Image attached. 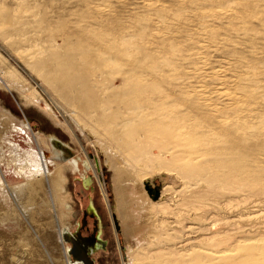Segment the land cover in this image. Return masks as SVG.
<instances>
[{
  "label": "rangeland",
  "instance_id": "1",
  "mask_svg": "<svg viewBox=\"0 0 264 264\" xmlns=\"http://www.w3.org/2000/svg\"><path fill=\"white\" fill-rule=\"evenodd\" d=\"M71 44L75 45V47H71V53L79 47L85 48L86 51L102 50L103 46L107 48V53L91 56L92 65L90 67L101 66L103 67L101 68L102 71H107L106 73L111 75V79L107 78L106 75L101 76V78L93 76L90 79V82L97 83L94 85L89 82L93 84L92 88L99 94L98 97L100 98L102 95L101 100L115 93H120V96L116 94L115 96L122 98L123 86L119 83V80L122 76H125L127 85L125 87L126 100L131 98V94L134 95L133 93L140 86L139 90L142 88L141 91H144V96L139 97L140 103L138 104H140L142 112H139L140 115L151 112V108L145 106L148 104L149 98L151 100L152 97L156 99L158 97V101H156L160 102V105H168L167 102L170 101L166 98V101H164L165 99L162 96L167 93L176 104V108L173 107L170 114L174 117L177 116V121L180 122L179 125H183V123L192 125L193 123L195 127L198 124L197 131L208 130V127L213 128L216 125L215 118L225 119L223 122L226 125H222H225V128L231 127V125L245 124V130L241 133V135L244 134L243 139L246 142L243 143V151H247L246 153L251 155V159L256 160L257 167L252 166L254 169L257 168L258 172L256 169L254 174L264 180V0H0V60L5 63L8 70L15 71L17 79L21 78L19 81H24L35 91L38 98L35 103H26L16 90L10 89L7 91L2 87L0 88V106L14 116L17 127L24 125L26 122L27 126H32L31 130L35 135L44 136L49 143L50 141L58 143L59 147L57 146V148L52 143L48 146L47 151L51 154L52 161L57 160L55 156H57V153H61L60 151L64 147L67 151L65 154L68 156L72 154L73 158H76L82 166L80 171H70L68 169L65 171L69 179L65 187L68 193L71 194V199H73L71 210L63 211L68 213L65 217V220H67L66 230H73V233L79 230L82 237L89 239L91 236H98L99 234L100 240L105 242L104 247L99 243L95 250L89 254L93 264H129V262L142 264L144 260L140 261L141 263L139 260L135 263V259L137 260L136 253L140 260L144 259L141 256L144 254V257L149 259L150 257L146 255L153 253L151 251L156 250L157 245L154 247V244H151L153 247L150 245V251L148 243L140 242V231L134 233L128 230L132 227L129 223H126L128 221H124V217H121L122 220L124 219V223H122L123 221L119 217L116 216V220H114L115 215L113 218L110 216V212L114 211L116 214L115 207L117 203L114 201L120 198L117 195V190L113 189L111 171L103 164V170L100 172L103 181L102 186L97 183L93 172L83 168L85 157L72 133L64 125L65 122H68L82 145L88 146L81 129L79 130L80 127L74 121L78 123L85 121V124L100 127L101 121L98 119L101 118L102 120L105 116L100 111L94 114L95 118L93 113H88L93 115V118L86 116L85 107H87L88 101L84 102L86 98L77 97V93L74 91H72L74 93H70L71 98L75 100L72 106L65 99L66 97L62 95L63 93L57 84L54 87L49 85L43 75L45 70L39 68V66L37 67L39 62L45 60L49 62L56 61V57L60 53L66 57L69 50L66 51L65 48ZM41 50L43 53L46 50V54L41 53L43 56L40 54L41 56L38 58L39 55L37 54ZM44 57L45 59H42V61L39 60ZM102 58H105V61ZM93 60L95 64H93ZM122 61L123 63H121ZM81 65L83 64L81 63ZM121 68H126V72L124 73ZM104 86H110L113 91L108 90L102 93L105 91ZM20 89L23 90L25 96L28 95L26 93L28 90ZM171 89L175 91L173 92ZM154 91L157 93H153ZM200 91H206L208 95L206 98H202L203 102H201V98H196V95L199 94L197 92ZM221 92L237 95L236 97L239 98L238 103L235 102L236 104L231 106L232 102L230 103V101L224 99ZM176 95L178 96L177 99H175ZM191 95L193 97H190ZM205 99L209 101H204ZM97 100L94 98L92 101L96 102ZM95 104L97 105L98 101ZM203 106L205 107L203 108ZM72 108L76 109V116L70 113V111L75 110H72ZM93 108L97 109V106ZM69 109L71 110L68 111ZM89 110L91 109H88L87 112ZM128 113H132L129 108L126 109V112L121 113L122 117L125 115L126 120L130 118L129 122L136 123L139 118L135 116H139V113L137 112V115L133 112L135 116ZM191 113L194 115L193 118H191ZM215 113L216 116L213 118ZM77 114H80V118ZM121 114H119V117ZM183 114L185 115L183 116ZM188 114L189 116H186ZM131 118L136 121H131ZM77 119L81 120L78 121ZM111 121L113 122L112 119H109L107 122V119L104 118L102 122L108 124ZM90 122L93 124L91 125ZM114 123L112 124L114 125ZM201 124L203 125L202 128L200 127ZM222 126L220 127L222 128ZM4 136L0 138V147H2L0 148V161L10 159L16 163L20 161L19 164L31 165V148L27 146L22 148L24 150L16 149L13 145H9L13 142L12 135L4 134ZM248 144H250V148ZM88 151L92 156L95 155L90 147H88ZM152 153L157 154L156 150H153ZM18 158L21 160L17 161ZM245 167L248 168L247 165ZM168 174L170 175V173ZM171 176L170 180L174 182L169 181L171 183L167 187L176 192L179 190V184L177 185L176 179ZM31 178L32 175L28 173L26 178L19 183H25ZM6 188L0 175V189L2 190H0V205L7 211V215L5 214L0 219V234L4 240L2 243L0 242V257L5 260L0 261V264H10L14 262L11 258L13 255H23L24 252L21 248L20 250L14 249L10 245L11 243L15 244V241H17L16 235L24 232L26 227L29 226V230L38 236L29 220L28 207L22 202L24 197L17 201ZM124 189L129 191L128 194L132 192L135 197H140L137 189L131 184L125 186ZM167 190L169 192L166 191V193L168 192L166 198L170 197L172 192L170 189ZM44 192L47 194L50 191L45 189ZM47 199L50 200L49 197ZM104 200H107V203ZM93 206L94 211V208H91ZM29 209L31 208L29 207ZM59 211L60 208L52 213V220H54L52 231L55 233L58 231L57 218ZM43 218L46 217L43 216ZM187 223L185 221L183 224ZM79 227H81V231ZM180 227L182 228V226ZM180 227L178 228L180 229ZM206 227L214 234L219 232L216 225L211 227L206 224ZM156 228L158 227H154L153 230H158ZM178 228L174 226L171 235L177 240L184 234L181 232L185 231H182V229L180 231ZM169 230V228L159 227V231H164L165 234L170 232ZM159 231L151 233L152 237L153 235L154 237L162 235V232ZM130 233H133L134 236ZM88 240L86 241L89 242ZM143 243L144 245H142ZM143 249H148L150 253H146ZM45 252L48 254L46 250Z\"/></svg>",
  "mask_w": 264,
  "mask_h": 264
},
{
  "label": "bare ground",
  "instance_id": "2",
  "mask_svg": "<svg viewBox=\"0 0 264 264\" xmlns=\"http://www.w3.org/2000/svg\"><path fill=\"white\" fill-rule=\"evenodd\" d=\"M72 45L74 44L67 47L65 46V50H69L67 51L66 57L60 53V55L56 57V61L53 62L46 60V62H43L42 59H45V57L41 58L39 60L42 62H39L37 67L39 66V68L45 70L46 75H43L46 81L53 87L57 84L58 88L63 93L62 95L66 97L64 98L67 99L72 106L75 101L70 96L72 91L77 93V97L86 98L84 99V102L88 101L87 107H85L86 116L93 118V115L100 111L105 117L102 116L103 119L101 120L100 118L98 119L99 121L102 122L104 118L107 119V122L109 119L113 120V122L111 121L108 124L100 122V127H93L87 123L85 124V121H80L81 119H77L80 123L74 121L75 124L80 127L79 130L81 129L82 135L87 141L88 146L82 145L68 122H65L64 125L72 133L74 140L79 145L85 157L83 168L93 172L97 183L101 185L103 182L102 176L100 175V172L103 170V164L111 171L113 189H115V191L117 190V195H119L120 198H114V202L117 203L115 207L116 214L114 211H109L110 216L113 218L115 215L114 220H116V216L121 220V217H124L125 220H123L128 221L126 223H129L132 227L128 229L130 232L135 233V231H140V242L148 243L150 251L151 244H154V247L157 245L156 250L151 251L153 253H150L148 249H143L146 253H150L146 255L150 257L149 259L145 258L144 254L141 255L144 259L140 260L138 259L140 257H138L136 253L135 257L137 256V260L135 259V263H137L138 260L139 262L144 260L142 264H264V180H261L257 177V174H254V170L257 168L254 169L252 165L257 167L258 164L256 160L251 159V155L246 153L247 151H243V143L246 142H244L243 139L244 134L241 135V133L245 130V124L243 125L241 123L242 125L236 124L225 128L224 126L226 123L223 122L225 119H216L215 113L213 118L216 120V125H214L213 128L208 127V130L205 128L206 130L197 131L198 124L196 128L193 123L192 125L189 123L188 125L184 123L183 125H179L180 122L177 121V116L174 117L170 114V110L175 107L176 104H174L173 99H171V96L167 93L162 96L164 99L166 98L170 101L167 102L169 103L168 105H160V102H157L158 97L157 99L152 97L151 100H149V98L148 104L145 106L151 108V112L140 115L142 112L140 110L141 106H139L140 104L138 103H140L139 97L141 98L142 95L144 96V91H141L142 88L139 90L140 86L138 90L133 93L134 95L129 92L132 97L126 100L127 93L125 87L127 85L125 76H122L119 80V83L123 86L122 98L115 96L116 93H109L110 95L106 94L109 95L107 96L108 98L105 97L106 100L104 97V99L101 100L102 95L99 98V94L92 88V85H95L96 82L93 83L91 81L93 84H90V79L93 76L101 78V76L104 75L110 78L111 75L107 74V71H102L101 68L103 67L101 66L90 67L92 65L91 56L94 54L107 53V48L103 46L102 50L93 49L86 51L85 48L79 47V49L71 53V47H75V45ZM110 49L112 48L110 47ZM46 50H44V53L41 50L42 52L40 51V53L37 54L39 55L38 58L42 55L41 53H43V55L46 54ZM111 56L108 57L110 58ZM102 59L104 60L105 58ZM81 63L83 65H81ZM121 63H123V61ZM93 64H95L94 60ZM124 66L126 67V64ZM94 68L99 69L96 70ZM106 68L104 69L107 70ZM121 69H123L124 73L126 72V68ZM14 72L15 71L8 70L5 63L0 60V88L4 87L7 91L14 89L24 98L26 103H35L38 99L35 91L24 83V81H19L21 78L17 79ZM104 87L105 91L102 93L112 89L110 86ZM20 88L28 90V92H26L28 95L25 96L23 90ZM112 91L113 90H111V92ZM158 91L163 92L162 90ZM172 91L174 92L175 90ZM145 92L147 91L145 90ZM225 92H221V96L230 101V103L232 102L231 106L236 104L235 102L238 103L239 98L236 97L237 95L235 96L232 93ZM153 93L157 92L154 91ZM197 93L199 94L196 95V98L202 99L208 96L206 91ZM119 94L120 93L116 95ZM190 97L193 96L191 95ZM94 98L98 99L97 105L95 104L97 101H92ZM177 98L178 96L175 99ZM166 99L164 101H166ZM196 101L200 102L198 100ZM201 102H203V99ZM95 106H97V109L93 108ZM204 107L205 106H203V108ZM207 107L208 106H206V108ZM128 108L132 110V113L128 114H132L133 116H135L133 112L136 114L137 112H141L139 116H135L139 118L136 123L129 122L128 120L130 118L126 120L125 115V118L122 117L123 115L121 113L126 112ZM186 108L187 106L185 109ZM74 109L75 108H72V110ZM88 109L91 110L87 112ZM70 110L71 109L68 111ZM143 110L142 108V111ZM147 111H149L148 108ZM76 112V109L70 111V113L75 116ZM88 113H93V115ZM119 114H121L120 117ZM79 115L80 114H77V116ZM184 115L185 114H183V116ZM186 116H189V114ZM192 116L194 115L192 114L191 118H193ZM133 118H131V121L135 122L136 120L134 121ZM178 118L180 117L178 116ZM112 123H114V125ZM16 124L14 116L9 113L8 110L0 106V138H2L4 134H10L12 135L13 142L9 145H13L16 149L29 146L31 148L30 160H32V164H19V160H21L19 158L17 160L19 161L17 162L18 164L10 159H8V161L6 160L7 162L4 160L3 162L0 161V175L3 178L5 186L8 188L6 189L10 192V195H13L12 197L15 200L18 201L21 197H24L22 202L28 207L29 220L33 228L37 231L38 236L33 234V231L31 232L29 230V226L25 228L24 232L17 234V241H15V244L11 243L10 246L18 250L21 248L24 253L23 255L19 254V256L13 255L11 258L14 262L9 260L11 262L10 264H81L73 260L69 254L70 241L68 238L64 237V234H66V236L74 234L73 230L66 231L67 220H65V217L68 213L64 211L71 210V201L73 199H71V194L68 193L65 187L69 181L65 171L67 169L70 171H80L82 170V166L76 158H73L72 154V156L65 154L67 153L66 149H62V151H60L61 153H57V156H55L57 160L52 161L51 154L47 151L48 146L50 143H52V145L58 144H53V141L49 143L44 136L35 135L31 130L32 126H27L26 122L20 127H17ZM92 124L93 123H91V125ZM223 124L225 125L222 126ZM202 126L201 124L200 127L202 128ZM220 126H222V128ZM248 145L250 148V144ZM44 146H46L47 149L44 148ZM88 147L91 148L95 155L92 156L90 154ZM153 150H156L157 154H153ZM245 165H247L248 168H246ZM50 169L51 171H49ZM28 173L32 175V178L25 183H19L22 179L26 178V174ZM168 173H170V175ZM171 174H173L172 176L176 179L177 185H180H178L179 190L176 192H173L170 187H167V185L171 183L169 181H173L170 180ZM129 184L137 189L140 197H135L132 192H130L131 195L128 194L129 191L124 188ZM147 187L151 189L156 187L158 189V196L156 199L151 197V194H149L146 189ZM45 189H48L50 192L46 194V192H44ZM101 189L103 191V187ZM167 189L173 192H171L168 198L165 197L169 192ZM166 191L168 192L166 193ZM48 197L50 200H46ZM141 198L142 200L140 201ZM104 201L107 203V200ZM29 207L31 209H29ZM59 208L60 211L57 218V223H59L58 231L55 233L52 231L54 229L52 213L56 210L58 211ZM6 213L7 211L0 205V219L3 218ZM43 216L46 218H43ZM124 221L122 223H124ZM185 221L188 223L184 225L183 223ZM205 222L211 227L213 225L218 226L219 232L217 234L210 232ZM135 224L136 226H134ZM174 226L175 228L182 226V228L180 227V229H178L180 231L181 229L182 231L185 230L181 232L182 234L184 233L182 237H179L181 239L178 238L177 240L176 237V239H174V237L171 236ZM154 227H158L156 228L158 230L154 229L156 232L159 231V227H163L164 229L169 228L170 232L165 234L167 230H164V233L161 231L162 235H158V237H154L153 235L152 237L151 233L155 232L153 230ZM130 234L133 235V233ZM56 239L58 240L55 242ZM98 239L99 234L94 238V243L96 245L90 248V254L94 251L96 246L99 245ZM77 240L79 248H84V240ZM2 241L4 240L0 234V242L2 243ZM142 245H144V243ZM45 250L48 254H46ZM88 258L90 259V257ZM3 259L0 257V261ZM129 264L132 263L129 262Z\"/></svg>",
  "mask_w": 264,
  "mask_h": 264
},
{
  "label": "water",
  "instance_id": "3",
  "mask_svg": "<svg viewBox=\"0 0 264 264\" xmlns=\"http://www.w3.org/2000/svg\"><path fill=\"white\" fill-rule=\"evenodd\" d=\"M148 193L151 194V197L153 199H156V197L158 196V189L155 187L153 189H151L150 187L146 188ZM69 234L66 236V234H64L65 238H68L71 245L69 248V254L71 255L72 259L75 260L77 263L80 262L81 264H92L91 259H89V254L91 251L90 248L95 247V243H94V238L93 236L89 238L87 237H81L80 236V232L79 230H77L75 233ZM77 239H82L84 240V244L85 247L84 248H79V245L77 243ZM89 239V240H88ZM86 240H88L89 242H87ZM99 243H101L102 246H104V241H101L100 239H98ZM87 246V247H86Z\"/></svg>",
  "mask_w": 264,
  "mask_h": 264
},
{
  "label": "flooded vegetation",
  "instance_id": "4",
  "mask_svg": "<svg viewBox=\"0 0 264 264\" xmlns=\"http://www.w3.org/2000/svg\"><path fill=\"white\" fill-rule=\"evenodd\" d=\"M55 142H53V144H54ZM58 144V143H57ZM57 146L59 147V145H56V148H57ZM65 148H63V150H64ZM91 208H94V206L93 207H91ZM95 210V208L93 209V211ZM96 212V211H95ZM98 212V211H97ZM86 220H87V218H85ZM79 229H80V231H81V227H79ZM97 230H99L98 228H97ZM67 231V230H66ZM81 237H82V234L80 235ZM96 236H94L93 235V238H95ZM100 239V238H99ZM98 246V245H97ZM96 246V247H97ZM104 247V246H103ZM95 250V249H94ZM91 259V258H90Z\"/></svg>",
  "mask_w": 264,
  "mask_h": 264
}]
</instances>
